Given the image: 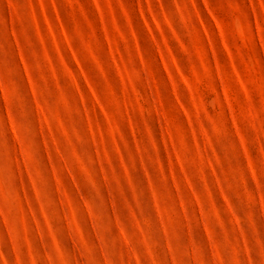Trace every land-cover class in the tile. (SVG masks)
Here are the masks:
<instances>
[{
    "label": "rangeland",
    "instance_id": "obj_1",
    "mask_svg": "<svg viewBox=\"0 0 264 264\" xmlns=\"http://www.w3.org/2000/svg\"><path fill=\"white\" fill-rule=\"evenodd\" d=\"M0 264H264V0H0Z\"/></svg>",
    "mask_w": 264,
    "mask_h": 264
}]
</instances>
